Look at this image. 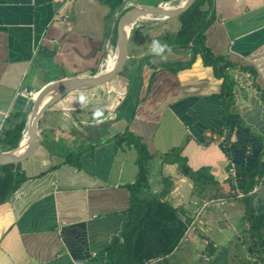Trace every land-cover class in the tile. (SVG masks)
I'll return each mask as SVG.
<instances>
[{"label":"crops","instance_id":"crops-1","mask_svg":"<svg viewBox=\"0 0 264 264\" xmlns=\"http://www.w3.org/2000/svg\"><path fill=\"white\" fill-rule=\"evenodd\" d=\"M180 1L0 0V152L25 140V125L17 137L11 116L22 88L34 93L52 81L101 73L115 54L124 10ZM207 8L203 44L233 64L225 70L233 82L231 116L221 117L215 68L172 45L179 19L137 18L121 70L52 102L37 120L33 152L4 176L0 168V264H110L104 248L126 223V185L139 155L138 197H158L190 222L201 223L197 201L229 202L232 189L241 195L242 174L264 159V0H211ZM29 109L28 102L22 111ZM121 134L144 152L118 142ZM21 176L8 193L10 178Z\"/></svg>","mask_w":264,"mask_h":264},{"label":"trees","instance_id":"trees-1","mask_svg":"<svg viewBox=\"0 0 264 264\" xmlns=\"http://www.w3.org/2000/svg\"><path fill=\"white\" fill-rule=\"evenodd\" d=\"M204 2L210 4L211 0H194L185 11L176 16L180 25L176 34L171 38V42L174 46H187L191 51V55L196 52L199 53L204 65H211L215 68L216 74L221 79L219 92L220 113L224 119L231 116L228 110L233 103L231 91L233 82L225 70L231 68L233 64L221 56L212 55L203 44V29L209 22L207 17L208 8L202 10ZM239 68L242 71L248 70V74L254 78L252 69L244 66H239ZM258 96L264 110L262 91L258 90ZM26 115L27 113L24 111H16L11 114L16 119L15 131L18 134L17 137H19L20 131L25 125ZM226 127L224 125L220 132ZM10 132H13V130ZM117 141L124 142L126 145L132 144L139 154L140 151L144 152L143 146L136 143L130 136L121 134L118 136ZM135 163L138 169L136 177L132 183L126 185L129 190L128 207L124 211L127 220L119 236L113 238L104 248L106 258L110 264L165 263L178 249L191 219L183 210H180L178 214L175 209L169 207L158 197L139 198L138 188L142 185L144 175L143 159L140 155ZM12 167L13 164L0 165L3 176L7 172L10 173ZM182 171L187 174V168L182 167ZM190 175L195 183L199 180L198 175L194 177L195 173ZM24 178V176H21L14 180L11 177L10 180L13 181V185L8 193L12 192ZM263 180L264 159L260 158L254 166L242 174V182L239 185L241 195L239 197L235 196L236 193L232 189L234 187L230 186L232 189L231 197L239 199L243 204V215L241 217L245 221L243 231L251 255L258 251V247L264 245V198L262 197L264 192H259L260 189L256 188L262 184ZM1 200H3V197H1ZM206 250L205 256L209 257L207 264H228L225 249L221 248L214 253L215 248L208 244ZM258 257L261 258L259 254Z\"/></svg>","mask_w":264,"mask_h":264},{"label":"water","instance_id":"water-1","mask_svg":"<svg viewBox=\"0 0 264 264\" xmlns=\"http://www.w3.org/2000/svg\"><path fill=\"white\" fill-rule=\"evenodd\" d=\"M193 1L181 0L174 7L157 4L132 6L124 10L115 23V54L111 67L90 77L73 76L52 81L34 93H29L28 87L22 88V94L15 97L11 112L22 111L24 106L30 103L25 124V148L20 153H15L14 150L0 152V165L15 164L33 152L39 140L37 120L52 102L70 90L103 83L121 70L127 55V31L134 20L149 15L175 17L185 11Z\"/></svg>","mask_w":264,"mask_h":264},{"label":"rangeland","instance_id":"rangeland-1","mask_svg":"<svg viewBox=\"0 0 264 264\" xmlns=\"http://www.w3.org/2000/svg\"><path fill=\"white\" fill-rule=\"evenodd\" d=\"M256 188L264 192V180ZM233 200L224 203L197 201L194 205L201 206L202 214L198 218L201 223L190 222L178 249L167 262L159 264H207L209 257L205 254L208 244L215 248L214 253L221 248L225 249L228 264H264V245L258 247V251L252 255L248 251L243 231L245 221L241 218L243 204Z\"/></svg>","mask_w":264,"mask_h":264},{"label":"bare ground","instance_id":"bare-ground-1","mask_svg":"<svg viewBox=\"0 0 264 264\" xmlns=\"http://www.w3.org/2000/svg\"><path fill=\"white\" fill-rule=\"evenodd\" d=\"M139 22V21H138ZM113 60L111 59L110 61H108L107 63H106V68H109V67H111V65H112V62ZM25 148V140H23L22 142H21V145L17 148V149H15L14 151H15V153H20L23 149Z\"/></svg>","mask_w":264,"mask_h":264},{"label":"built area","instance_id":"built-area-1","mask_svg":"<svg viewBox=\"0 0 264 264\" xmlns=\"http://www.w3.org/2000/svg\"><path fill=\"white\" fill-rule=\"evenodd\" d=\"M181 2V1H180ZM113 60L114 59V54H110L107 56V61H110V60ZM230 172L232 171L230 168L228 169Z\"/></svg>","mask_w":264,"mask_h":264}]
</instances>
